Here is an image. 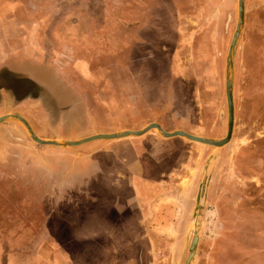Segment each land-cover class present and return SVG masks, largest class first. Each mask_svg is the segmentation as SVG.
<instances>
[{
  "label": "rangeland",
  "instance_id": "rangeland-1",
  "mask_svg": "<svg viewBox=\"0 0 264 264\" xmlns=\"http://www.w3.org/2000/svg\"><path fill=\"white\" fill-rule=\"evenodd\" d=\"M166 1L158 5L164 9ZM99 2L0 0V117H24L41 138L137 131L156 121L225 138L227 61L238 0H215L206 9L192 4L186 16L172 5L171 21L164 15L151 25L146 21L147 30L170 31L132 34L127 45H117L104 71L119 75L120 92L103 93L100 81L91 96L82 88L74 25L77 7L100 10ZM258 38L264 39V0H246L232 77V141L221 149L181 138L158 144L156 156L146 153L139 186L130 176L137 170L119 160L123 151L109 162L111 175L101 180L99 174L97 182L92 161L45 155L48 149L33 142L21 122L0 124V264H187L197 235L191 264H264V63L254 81L243 60L244 49ZM90 105L98 116L82 128L78 108ZM148 138L132 142L141 146ZM209 165L213 172L197 226ZM48 168L57 175L49 176ZM74 185L81 191L60 202L58 186ZM49 195L54 197L45 210ZM57 214L64 224L53 222ZM60 234L65 237L54 238Z\"/></svg>",
  "mask_w": 264,
  "mask_h": 264
},
{
  "label": "crops",
  "instance_id": "crops-1",
  "mask_svg": "<svg viewBox=\"0 0 264 264\" xmlns=\"http://www.w3.org/2000/svg\"><path fill=\"white\" fill-rule=\"evenodd\" d=\"M102 9H95L91 10L90 8H81L80 11L77 7L76 9V23L74 25V32H75V48L79 50L80 56L76 57V60L80 61V79L86 84L82 87L86 92H90V95H94L95 91L98 90V87L95 85L96 83L102 81L100 84L103 87L104 92L108 93L113 91V94L120 92V87L115 81L119 82L120 78L118 77H111L108 75V72L104 71L105 66L108 65V62L112 59L110 54H114L117 45L119 48L121 46L127 45L131 42L132 34L140 33V32H147V31H162L167 32L170 31L169 26H165L162 28H158L155 26L154 29L147 30V24L151 25L150 22L154 21L156 18L161 16H166L167 21H171L173 17L172 5L176 6L177 12L179 14H183L182 16H186V11L192 4H196L199 7L203 6L204 9L206 5H210V2L215 0H168L166 1V8L163 9L162 6L158 5L159 0H100ZM173 3H172V2ZM87 5V3H86ZM208 13V11H205ZM231 13V12H230ZM231 15H235V13H231ZM101 17V23H100ZM147 22L146 25L144 23ZM136 22L139 24L137 25ZM143 23V24H142ZM142 24V25H141ZM172 31V29H171ZM183 32V25L180 29ZM124 58V56H123ZM120 59V58H119ZM117 60V62L119 61ZM243 60L246 64L247 69L250 72L251 79L257 81L259 79V74L261 71V64L264 63V39H259L257 42L251 43L248 45L247 48L243 51ZM124 64V61L122 62ZM110 77L112 79H110ZM90 82V83H89ZM94 82V83H93ZM90 85V86H89ZM90 87V88H89ZM81 107V106H80ZM91 110L89 107H81L78 108V112L81 113L80 117H78V122L82 124V128L87 126V123L94 120L95 113H93L94 109L90 105ZM99 111V110H98ZM97 112V110H96ZM91 115V116H90ZM81 118V121H80ZM88 119V120H87ZM152 123L160 124L164 130L168 132L177 131L176 129L172 130L166 125L164 122L156 121ZM151 124V122H150ZM149 124L142 126L141 130L147 127ZM185 131V130H183ZM188 130H186L187 132ZM189 133V132H188ZM98 134V133H95ZM91 135H84L78 136L79 138H69V137H48L44 136V139H55V140H80ZM150 137L145 141L144 144L141 146H136L133 144L132 141L136 139H141L143 137ZM198 136V135H197ZM175 138H163L156 130H151L147 132L145 135L141 137H130L116 141H106V140H99L94 141L79 147L71 148L70 150L66 151L63 148L53 147V146H46L45 148V155L50 156L51 153H55V155H79L81 159L85 158L87 160L92 161L93 164H96L98 168V176L97 182L99 180V174L102 178L109 177L111 175L112 168L111 164L109 163L111 160H115L116 152L123 151L124 154H121L124 158H119L122 161V165L128 169H135L134 179H136V183L141 185V180L144 179L146 176L145 169L146 163H143L146 158V153L152 156H156L155 152L158 153L157 149L158 144H173ZM162 139V140H161ZM183 139V138H181ZM150 145V146H149ZM169 147V146H168ZM65 151V152H64ZM169 153V152H168ZM150 157V158H151ZM49 162L54 165V161L50 158L48 159ZM50 174L49 176H56L57 172L53 171L51 168H48ZM144 171V172H143ZM108 180V178H107ZM60 193V202L66 200L67 193L74 191H79L80 189L77 186H58ZM79 189V190H78ZM109 190V189H107ZM81 191V190H80ZM142 191V189H141ZM46 192V190H45ZM47 193H51V191L47 190ZM142 195V192H140ZM47 197V196H46ZM51 197L54 196L49 195L45 198L44 202V209L47 210V203L51 200ZM48 199V200H47ZM108 210H110V206L106 204ZM47 212V211H46ZM56 212V211H55ZM59 218V219H58ZM59 214L55 216L54 223L64 224L65 220L61 218ZM52 221V220H51ZM68 221V219L66 220ZM54 236V235H52ZM50 236L48 239H53ZM64 238L65 235L60 234V237L54 236L56 239Z\"/></svg>",
  "mask_w": 264,
  "mask_h": 264
},
{
  "label": "water",
  "instance_id": "water-1",
  "mask_svg": "<svg viewBox=\"0 0 264 264\" xmlns=\"http://www.w3.org/2000/svg\"><path fill=\"white\" fill-rule=\"evenodd\" d=\"M245 18H246V0H238V24H237L236 31L233 36L232 42H231L230 49H229V57L227 61V72H226V99H227L228 114H229L228 130H227L226 137L223 138L222 140H215V139L205 138L202 136H197V135L188 133L183 130L168 132L164 130L163 127L158 123H151L147 127L141 130H137V131L125 130V131L116 132V133L96 134V135L89 136V137H86L80 140H75V141L41 138L35 133L30 123L24 117L20 115H16V114H9V115L0 117V124L5 123L10 120H17L21 122L24 125L25 129L27 130L28 134L30 135V138L32 139V141L38 145L45 146V147L53 146V147H59V148H75V147H79V146H82V145H85V144H88L94 141H99V140L116 141V140H121L125 138H130V137H141L151 130H156L163 138L180 137L190 142L221 149L227 146L232 141L233 134H234L235 105H234L232 77H233V70H234V59L236 57L237 47H238L239 41L243 33V29L245 25ZM212 172H213V167L209 165L206 169V174L202 182V186L200 187L199 196H198L199 201H198V207H197V212H196V215H197L196 225L197 226H200L203 222L202 211L205 208ZM199 241H200V235L195 236L192 242L191 255L188 259L187 264H191L192 261L194 260L196 256V251L198 248Z\"/></svg>",
  "mask_w": 264,
  "mask_h": 264
}]
</instances>
